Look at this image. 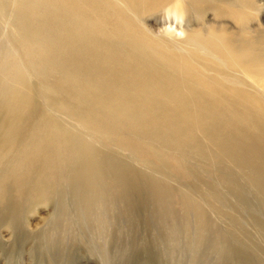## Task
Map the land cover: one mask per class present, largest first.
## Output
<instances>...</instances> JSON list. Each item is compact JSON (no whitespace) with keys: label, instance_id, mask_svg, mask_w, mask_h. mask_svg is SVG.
I'll return each mask as SVG.
<instances>
[{"label":"rangeland","instance_id":"rangeland-1","mask_svg":"<svg viewBox=\"0 0 264 264\" xmlns=\"http://www.w3.org/2000/svg\"><path fill=\"white\" fill-rule=\"evenodd\" d=\"M115 2L125 9L121 1ZM91 5L90 1L87 6ZM105 5L101 17L105 15L102 19L111 27L116 14ZM202 14L192 19V28L225 25L233 33L248 32L264 39V0H226ZM35 15L46 18L42 12ZM171 17H167L170 32L160 35L172 39L170 46L178 56L174 61L181 77L187 78L193 71V75L206 73L204 77L211 78L208 82L215 79L220 94L224 87L233 86L238 94V82L207 71L202 67L204 59L194 60L196 57L184 50L183 33L170 35L184 29L182 22L187 25ZM154 19L147 16L145 24L157 30L159 24ZM8 21L0 20V89L14 84L17 72L29 100L15 122L0 114V123L7 125L0 133V264H264V180L255 167L216 153L214 138L211 141L206 132L226 122L224 129L236 132L241 126L239 119L228 122L229 118H218L211 124L207 118L194 116V108L180 109L179 113L177 106L186 95L171 91L169 98L148 71L140 68L137 77L125 74L118 69L121 61L115 56L96 61L87 49L85 54L74 53L70 46L58 44L55 37L47 39L48 51L40 53L28 43H14ZM33 38L36 41L42 35ZM47 42L41 44L46 46ZM54 45L63 51L56 52ZM11 60L19 71H13ZM133 60L143 63V59ZM96 62L113 69L106 79L97 71L86 77L79 70ZM63 64L70 69L66 71ZM122 80L129 82L125 86ZM95 83L102 95L112 92L127 98L135 117L129 120L115 114L111 105L98 107L100 102L91 97ZM159 97L164 98L161 106L153 105ZM141 102L143 106L138 104ZM205 121L214 125L206 127ZM227 134L216 138L220 141Z\"/></svg>","mask_w":264,"mask_h":264},{"label":"bare ground","instance_id":"bare-ground-1","mask_svg":"<svg viewBox=\"0 0 264 264\" xmlns=\"http://www.w3.org/2000/svg\"><path fill=\"white\" fill-rule=\"evenodd\" d=\"M86 1H88V4ZM90 1L93 3V5L89 7L87 5L90 4ZM107 1L108 3H103L104 1L98 3L97 0H0V20L8 19L9 20L8 22L12 23V27L14 31V33L12 34V37H13L14 43H24V44L28 43L30 45L29 47H33L34 50L38 52L40 51V53H44L45 51H48L47 45H49V43L47 42V39L55 37L58 39V44H61V46L63 44L70 46L69 48H71V50L74 51V53L85 54L84 51L87 49L88 52H90L91 54H94V57H96L95 58L96 61L98 60V58H101V57H105V56L107 57L109 55L115 56L121 61L120 66L118 67L117 65L118 69H120L121 71H125L124 72L125 74L138 73V71H140V68L144 69L145 71H148L149 74L153 78L152 80H155L163 91L166 90L165 92L169 98L170 96L173 95L171 91H174L175 93L178 92L181 95H186V97L182 99V101L179 103L178 106H177L178 103L177 104L174 103L177 106V108H179V113L181 112L180 109L185 110L188 108L187 110L189 111V109L191 110V108H194L197 111L196 112L197 114L194 116L207 118L209 119L208 121H211V124L212 122H215V120L218 121V118L220 119L229 118L228 122L229 120L238 121L239 119L238 122L241 123V126L239 129L237 128L238 130L236 132L234 131L231 132L229 128H228L229 132H227L228 129L226 128L227 131L224 129L225 125L226 124L228 125V123L226 122V124L224 123V125H220V126L219 125L217 126V124H215L216 125L214 127L215 129L212 127L211 128L209 127L206 131L207 136L208 138H212L211 141L214 138V140L212 141L213 142L212 146L217 151L216 153H220L222 156H225V157L226 156L236 157L240 161L241 163L240 165L255 167L256 170H259V173H260L259 177H261L264 180V109H263L264 107V104H263L264 102L263 101L264 100V39L262 40V38L259 37L258 34L257 35L247 34L248 32L246 33L243 32L240 34L233 33L230 30L225 29L224 28L225 25L217 26L215 24L214 25L213 24H206V25L201 24L202 27L192 28L194 24V23L192 24V19L196 16V14L201 15L202 13H206L207 11H209V9L211 10V8L216 6L218 3H225L226 0H117V1H121L124 4L125 9H123V7H120L119 5H115L114 4L115 0H107ZM104 4H106L105 6H107L112 12L115 11L114 13L116 14L115 15L116 17L115 16L112 17L113 19H112L111 27H108L106 25L107 21L105 19H102L103 17H105V15L101 17V11H102V8H104ZM218 10L216 9L215 11L217 12ZM234 10L235 9H233V11ZM36 11L42 12V14H44L46 18L45 19L36 18L35 17ZM212 11H214V9ZM159 12L160 14H158ZM149 15L151 18H155L154 19L155 24L156 23L157 25L159 24L158 25L159 28H157V30L152 29V28L150 29L151 26H146L145 23L148 22L147 21L148 19L146 20V18ZM158 16H161V18L159 17L158 19L157 18ZM169 16L170 17L174 16L176 20L177 19H179V21L182 20L186 22L187 24V25H184L182 22L181 26L183 25L184 29L180 27V29L178 30L176 28L175 30H178V31L176 33H170V35L177 36L178 32L183 33L186 36L185 40L182 42V46L184 47V50L186 49L187 53H190L192 56L196 57V59L194 60H197V58L204 59L206 63L203 62L204 64L202 63V67L204 65V68H206L207 71H213V72L215 71L219 74H223V76L225 75L229 80L231 79L233 83L235 82L234 84L238 82L240 84L239 90L241 89L238 94H236L238 91H237V88L234 86L228 87V88L224 87L225 91L223 92V94H220L219 92L220 90H216L218 88L214 82L215 79L214 81L209 80L210 82H208V79H211V78H208V79L205 78L208 76V75L205 76L206 73H204L205 74L204 75V74H201L202 72H200V74L197 73V75H193L195 74L194 73L195 71H193L191 72L193 73L191 75L189 72H187L189 73L188 74L189 76L187 78L186 77L182 78L183 76L181 77L182 71L180 68H178V66L176 67V64L174 61V57H178V56H176V54H174L175 52H173L172 50L173 45L170 46V44H173V41L172 39H165L164 37H161L163 33L170 32L169 28H172L171 25H170L171 27H168V23H169L168 21L172 18V17L170 18ZM167 17L170 19H167ZM240 22L242 23V20L239 21V23ZM32 35L33 36L38 35V38H40L42 35V38L35 41ZM43 42L44 43L47 42L46 46H43L41 44ZM54 46H57V45H54ZM81 47H83L84 49ZM60 50L63 51L62 47L57 46L56 52H62ZM87 50L85 51L86 53H87ZM70 56H73V54ZM39 57L41 56H38V58ZM209 57L217 59V61L219 62L216 61L215 63L214 60H209ZM135 58H139L141 60L143 59V63L141 62V64L139 65L133 60ZM183 58L184 56L182 57V59ZM179 60H181L180 56H179ZM11 61L13 62V66H14L13 71H19L18 64L15 62L16 60L15 61L11 60ZM200 61H197V63H199ZM176 62L178 63V61ZM186 63L187 62L185 61V64ZM180 65L182 66V64ZM62 66H64L63 68H65L66 71L70 69V65L65 66L63 64ZM186 66L184 68L188 69ZM194 67H195L194 69H196L198 66H194ZM23 69H25V67ZM182 69H183V66H182ZM79 70L82 72V75L84 74V76L86 77L92 75V74L90 75L89 73L91 71L92 73L93 71L94 72L97 71L96 74L101 75L103 77L108 73V71H113V69L112 70L107 69V67L101 64V62L100 63L96 62L93 67L89 66V68L85 67L83 69H80L79 67ZM196 71L198 72V68L196 69ZM121 75H124V74L122 73ZM131 76L132 75H130V78ZM137 76L139 75H136V77ZM211 76L212 75H210V77ZM14 77H13V81L15 79L14 84L0 89V101L2 102V106L0 107L1 108L0 114L2 112L4 113V115L7 114V118H9L8 120H11L12 122H15L17 120L20 110H22L23 108L25 109L26 104H28L27 101L29 100V98H27L28 96L25 90H23L21 88L22 86L19 85L21 84L22 80L21 78L19 79L20 76L18 77L17 72L15 73ZM119 77L121 76L119 75ZM10 78L11 76L9 77V79ZM94 80L97 81V79H94ZM145 80H148V79H145ZM101 81H104V80H101ZM108 81H110L109 85H111V80H108ZM133 81H135V79H133ZM219 82H222V81H219ZM123 83L125 82L123 81ZM126 83H125V86H126ZM186 83H187V86H186ZM104 84L106 83L104 82ZM95 85H96V88L93 87L92 89H95L96 91H93V94L91 95V97H95L96 100L100 102L98 107L100 106V104L104 106L111 105L110 107L115 108L113 113L119 114L122 117L127 118L129 120L131 116H134L133 111H132L133 110L132 106L127 105V101H128L127 98H125L121 94H115L112 92L108 93L109 95H107V92H106V95H102V91H101L102 89L100 88H99L100 90L97 89L98 86L96 83ZM144 85H143V88H145ZM222 86H224L223 82H222ZM149 87H151V85ZM152 88H153V85H152ZM29 89L30 88H28V90ZM31 92L33 91L31 90ZM185 92L186 94H183ZM47 93H49V91ZM161 93H164V92H161ZM87 94L90 96L89 93ZM157 94H156V97H157ZM180 94L179 96L181 97ZM172 98H175V97H172ZM138 99L140 100L141 98L138 97ZM163 99L164 98L162 97L157 98L153 105L161 106V104L163 103ZM33 100L35 101V97ZM165 100H167L166 96H165ZM175 100H177V98H175ZM143 101H144V98H143ZM142 102L138 104L143 106ZM176 106L173 108V110L176 108ZM75 109L76 108H74V110ZM145 111H148L147 108ZM192 111H195V110H192ZM149 112L151 113V111ZM152 112L153 114H155V116H157L158 113L155 110L154 111L152 110ZM81 113H83V111ZM171 113H173L172 110H171ZM140 115H142V113H140L139 116ZM4 118L7 119L6 117H3V119ZM57 119L55 120L54 118L53 120L57 122ZM132 121L133 119L131 120V122ZM207 122H206V127H208V124H209ZM213 125H210V126H213ZM227 125L226 127H228ZM6 126L7 125L5 123L3 124L0 123V133L5 131L4 128ZM62 127L64 126L62 125ZM66 128H63V130ZM171 129H173V127ZM69 130L70 129H68V131ZM12 131L13 130H11L10 128L11 133H13ZM225 133L226 134L229 133V134H227L226 138H222L220 141H218L217 140L218 138L216 137L217 136L219 137L220 134H223L225 137L226 135ZM66 136H68V134ZM71 137L68 136L70 140L71 139L76 140L75 139L76 137L75 138L73 137L71 138ZM4 138H1V139H3L4 141L5 140ZM5 141H8V140H5ZM194 141H195V138H194ZM69 143H72V142L70 141ZM73 144H77V143L75 142ZM30 146H32V144H30ZM36 146H38V144H36ZM2 147H3V144H2ZM200 147L202 148L203 145H201ZM74 148H77V147H74ZM82 150L83 148L81 149V151ZM201 155H203V153ZM77 157H78V154H77Z\"/></svg>","mask_w":264,"mask_h":264}]
</instances>
